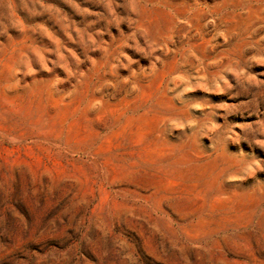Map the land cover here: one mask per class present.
<instances>
[{"label":"rangeland","instance_id":"obj_1","mask_svg":"<svg viewBox=\"0 0 264 264\" xmlns=\"http://www.w3.org/2000/svg\"><path fill=\"white\" fill-rule=\"evenodd\" d=\"M0 264H264V0H0Z\"/></svg>","mask_w":264,"mask_h":264}]
</instances>
